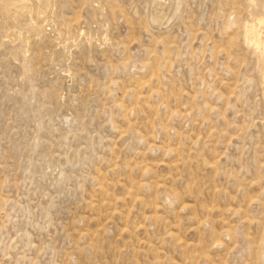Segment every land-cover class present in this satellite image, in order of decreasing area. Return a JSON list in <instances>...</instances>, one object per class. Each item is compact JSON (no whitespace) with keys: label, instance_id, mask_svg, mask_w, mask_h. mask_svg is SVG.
<instances>
[{"label":"rangeland","instance_id":"obj_1","mask_svg":"<svg viewBox=\"0 0 264 264\" xmlns=\"http://www.w3.org/2000/svg\"><path fill=\"white\" fill-rule=\"evenodd\" d=\"M0 264H264V0H0Z\"/></svg>","mask_w":264,"mask_h":264},{"label":"bare ground","instance_id":"obj_2","mask_svg":"<svg viewBox=\"0 0 264 264\" xmlns=\"http://www.w3.org/2000/svg\"><path fill=\"white\" fill-rule=\"evenodd\" d=\"M250 30H251V28H250ZM251 39V38H250ZM138 182V181H137ZM151 182V181H150ZM148 184V183H147ZM155 184V183H154ZM162 185V184H161ZM134 187V186H133ZM155 187V186H154ZM157 188V187H156ZM132 196H134V195H132ZM186 206V205H185ZM188 206V205H187Z\"/></svg>","mask_w":264,"mask_h":264}]
</instances>
